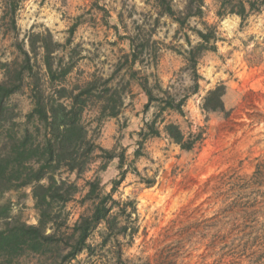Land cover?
<instances>
[{"label": "rangeland", "instance_id": "obj_1", "mask_svg": "<svg viewBox=\"0 0 264 264\" xmlns=\"http://www.w3.org/2000/svg\"><path fill=\"white\" fill-rule=\"evenodd\" d=\"M16 1L18 40L34 27L48 28L63 43L74 25L72 45L80 55L72 77L95 74L124 91L120 113L102 120L98 136L102 147L124 149V167L129 168L113 194L119 201H131L128 208L136 210L132 238L117 237L120 264H264V4L241 18L221 8L220 0H203L201 14L180 25L173 16L160 14L153 0ZM170 2L176 17L188 0ZM204 23L213 26L217 41L214 50L202 52L198 59V91L186 99L182 115L174 110L162 113L165 122L176 123L186 136L201 133V139L191 150H183L159 124L160 135L139 145L137 132L156 107L144 111L147 98L136 78L146 76L150 85L156 81L162 88L189 84L187 39L196 44L197 29ZM129 37L136 38L135 44L147 42L141 61L133 66L123 57L130 51ZM13 42L7 19H0V60L16 55ZM132 70L137 72L134 78ZM217 84L226 88V111L206 113L202 98ZM8 104L22 118L30 109L28 89L12 95ZM113 161L101 174L105 191L116 174ZM91 175V170L85 174ZM82 194L66 205L69 224L88 208V203L80 204ZM7 196L12 214L36 223L29 189ZM100 229L102 225L88 239L96 246L95 255L83 251L67 264H115V242L99 247ZM49 253L27 254L19 264H49Z\"/></svg>", "mask_w": 264, "mask_h": 264}, {"label": "trees", "instance_id": "obj_2", "mask_svg": "<svg viewBox=\"0 0 264 264\" xmlns=\"http://www.w3.org/2000/svg\"><path fill=\"white\" fill-rule=\"evenodd\" d=\"M153 1L160 14L173 16L180 25L188 17L199 16L203 4V0H188L183 14L175 17L170 0ZM220 3L221 8L244 18L247 11L263 5L264 0H220ZM18 5L16 0H5L0 17L2 21L7 19L16 49L13 58L0 60V264H19L20 258L27 254L47 252L52 253L49 264H67L83 251L95 255L96 246L88 239L101 225L98 246L103 248L112 239L113 258L115 264H120L122 252L117 237L132 238L136 228L131 219L136 210L134 206L128 208L131 201H119L113 194L129 168L124 167V149L104 148L98 144V136L102 120L120 113L124 91L109 84V78L102 80L95 74L72 77L80 55L72 45L74 25L68 28L63 43L55 40L48 28L36 31L34 27L25 39L18 40L15 20ZM203 25V29H197L196 44L187 39L184 59L189 84L162 88L156 81L150 85L146 76L136 78L147 98L144 111L151 105L156 107L153 117L144 121L137 132L139 145L150 136L160 135L159 124L183 150H191L201 139V133L186 136L179 125L165 122L162 113L174 110L182 115L186 99L198 91V59L202 52L214 50L217 41L213 26ZM135 40L129 37L130 51L123 56L129 66L141 61L139 55L147 45L146 41L135 44ZM136 74L132 70L130 77ZM24 88L28 89L30 109L21 118L8 99ZM225 92L224 84L207 90L202 110L226 111ZM89 112L94 113L92 118L86 117ZM114 159L116 174L110 179V189L105 191L101 174ZM90 170L92 175L86 177ZM79 181H83L82 185ZM21 189H29L36 215L34 224L12 214V201L7 195ZM81 192L80 204L88 203V208L69 224L66 205Z\"/></svg>", "mask_w": 264, "mask_h": 264}, {"label": "clouds", "instance_id": "obj_3", "mask_svg": "<svg viewBox=\"0 0 264 264\" xmlns=\"http://www.w3.org/2000/svg\"><path fill=\"white\" fill-rule=\"evenodd\" d=\"M101 2H103V0H101ZM105 6H107V5H105ZM237 20L239 19L238 17L236 18ZM112 23H115L116 21H115V16L113 15V17H112V21H111ZM62 27H64V26H66V25H61ZM197 27H199V25H197ZM182 42V41H181ZM137 67H139L138 65H137ZM188 83H190V81H188ZM210 87V86H209ZM129 151H131V149H129ZM115 163V161H113V164ZM114 174V173H113ZM106 179H107V177H106ZM33 223H34V221H33ZM99 239V238H98Z\"/></svg>", "mask_w": 264, "mask_h": 264}]
</instances>
